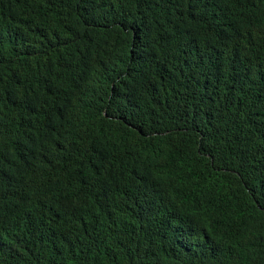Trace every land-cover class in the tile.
Here are the masks:
<instances>
[{
  "label": "trees",
  "instance_id": "1",
  "mask_svg": "<svg viewBox=\"0 0 264 264\" xmlns=\"http://www.w3.org/2000/svg\"><path fill=\"white\" fill-rule=\"evenodd\" d=\"M0 264H264V0H0Z\"/></svg>",
  "mask_w": 264,
  "mask_h": 264
}]
</instances>
